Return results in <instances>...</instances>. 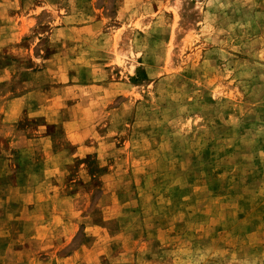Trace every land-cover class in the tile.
<instances>
[{
  "label": "rangeland",
  "instance_id": "1",
  "mask_svg": "<svg viewBox=\"0 0 264 264\" xmlns=\"http://www.w3.org/2000/svg\"><path fill=\"white\" fill-rule=\"evenodd\" d=\"M0 264H264V0H0Z\"/></svg>",
  "mask_w": 264,
  "mask_h": 264
}]
</instances>
